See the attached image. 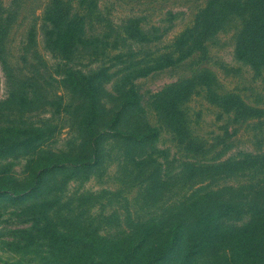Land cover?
<instances>
[{"label": "rangeland", "instance_id": "rangeland-1", "mask_svg": "<svg viewBox=\"0 0 264 264\" xmlns=\"http://www.w3.org/2000/svg\"><path fill=\"white\" fill-rule=\"evenodd\" d=\"M204 2L0 0V131L34 127L44 134L31 154L0 159V173L23 183L31 166L75 158L35 194L48 199L53 222L91 248L76 260L41 233L25 241L20 229L28 215L0 203V264H110L118 252L101 261L103 239L114 251L139 224L207 195L242 206L222 222L247 231L250 250L242 255L245 241L237 249L214 246L185 264H264V64L254 69L236 57L235 16L200 50L177 40ZM64 12L80 35L68 53L50 42L51 16ZM67 72L97 74L91 131ZM230 95L247 111L226 106ZM172 98L179 100V132L160 109ZM258 156V165L242 168ZM216 166L236 169L214 174ZM250 205L259 209V223Z\"/></svg>", "mask_w": 264, "mask_h": 264}, {"label": "trees", "instance_id": "trees-1", "mask_svg": "<svg viewBox=\"0 0 264 264\" xmlns=\"http://www.w3.org/2000/svg\"><path fill=\"white\" fill-rule=\"evenodd\" d=\"M66 16L65 12L51 16L55 32L53 37L51 32L50 42L53 48L62 53L70 52L80 38L74 23L68 17L65 20ZM229 16H235L240 20L234 45L236 57L246 61L254 69L259 68L264 64V0H205L203 6L196 12L191 26L183 30L178 36L180 39L177 40L189 42L191 47L200 50L205 38ZM96 77V73L83 75L72 72H67L65 76L71 90L81 96L85 105L82 118L86 131H91L96 120ZM178 101L172 98L160 107L164 117L175 125L176 132L182 129L180 113L176 109ZM223 103L229 108L247 111L234 95L225 97ZM148 132L150 137H155L157 133L153 128H148ZM43 135V131L34 127L3 129L0 131V159L18 154H31L39 146ZM75 162L72 156L49 158L40 166H31L23 183L4 178L0 173V203L7 202L15 211L19 210V213L28 215L26 222L30 224L20 229L25 241H31L36 233H41L56 250L66 251L71 257L79 260L81 255L91 248L85 249V244L77 242L69 230L60 228L58 223L53 222L45 213L50 205L48 199L43 194L38 196L35 194L48 176L54 174L56 170H65L75 165ZM234 163L240 162L229 164ZM83 164L84 161H80L78 166ZM243 164L242 168L254 167L259 164V156L249 157ZM85 168L86 166L83 169ZM235 169L233 166L212 167L214 174ZM242 209L241 205L227 200H217L211 195L195 197L181 205L177 212L139 224L136 230L118 240V249L110 250V244L104 239L103 244L97 249L103 252L101 261L106 260V256L110 258L109 254L118 252L110 264H185L191 261L193 256L197 257L214 246L231 244L237 249L239 243L245 241L242 254L245 256L250 250L247 231L235 226H225L222 222L230 214L241 213ZM248 211L259 223V209L250 205ZM249 233L253 234L251 231ZM93 252L96 253L94 250Z\"/></svg>", "mask_w": 264, "mask_h": 264}]
</instances>
